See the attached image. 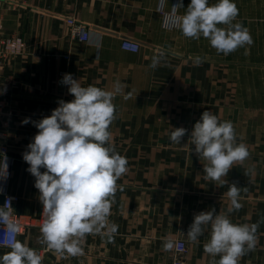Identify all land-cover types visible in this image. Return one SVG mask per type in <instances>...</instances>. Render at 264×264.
<instances>
[{
  "label": "crops",
  "instance_id": "obj_1",
  "mask_svg": "<svg viewBox=\"0 0 264 264\" xmlns=\"http://www.w3.org/2000/svg\"><path fill=\"white\" fill-rule=\"evenodd\" d=\"M158 2L0 0V27L6 35H18L24 41L23 52L0 69V146L12 158L8 192L17 197L12 211L22 220L43 208L22 153L38 132L32 121L50 116L59 100L74 99L60 83L64 74H72L85 87L110 91L117 81L124 85L113 101L116 118L109 128L115 150L128 161V171L117 181L109 217L118 225L114 243L88 235L82 254L62 255L43 250L37 226H24L17 240L35 249L42 264H213L219 256L213 258L204 251L210 226L198 242H190L185 235L196 213L215 209L237 224L264 221V121L258 126L249 108L236 101L239 67L256 63L238 57L237 52L218 54L203 37L190 39L179 30L164 29ZM177 2L168 0L164 10ZM190 2L183 0L181 14ZM253 16L241 11L237 21L247 27ZM68 17L84 26L85 41L71 33L65 22ZM259 22V64L264 73V0H260ZM124 39L137 42L139 50L122 49ZM154 56L161 61L152 68ZM195 56L204 62L195 66ZM129 93L131 97L124 99ZM204 111L220 121H231L237 142L244 143L250 153L223 178L242 189L238 211H228V184L206 180V161L191 152L190 132ZM25 118H30L28 124L21 123ZM178 127L189 132L182 145L169 139ZM165 238L173 241L170 250L163 247ZM257 238L255 249L239 264H264V222L259 224ZM177 239L186 243L181 254L174 250ZM10 250L0 247V256Z\"/></svg>",
  "mask_w": 264,
  "mask_h": 264
},
{
  "label": "clouds",
  "instance_id": "obj_2",
  "mask_svg": "<svg viewBox=\"0 0 264 264\" xmlns=\"http://www.w3.org/2000/svg\"><path fill=\"white\" fill-rule=\"evenodd\" d=\"M168 0H159L157 11H163ZM183 0L165 13L163 27L179 30L190 39H207L218 54L229 55L253 41L249 30L237 21L239 9L234 0H191L184 10ZM220 25H223L221 27ZM154 56L150 67L160 64ZM204 62L201 56L193 64ZM61 84L68 87L74 97L71 101H58L50 116L32 121L38 132L22 153L29 165L27 171L35 178L45 219L41 225V243L49 250L76 256L82 254V244L88 235H99L108 242L115 240L118 225L109 220L117 181L128 171L126 157L119 154L113 144L109 128L116 118V95L124 85L115 82L112 90L97 86H82L72 74H64ZM131 93L124 96L129 99ZM30 118L21 123L28 124ZM189 134L184 127L174 128L169 139L182 145ZM195 155L203 165L205 179L228 184L226 177L234 164H243L250 155L244 143L237 142L231 121H220L216 115L204 111L190 132ZM41 168L45 171L41 172ZM7 157L0 162V180L8 178ZM241 188L228 184L229 212L238 211ZM246 190V189H245ZM2 191V189H0ZM11 207L6 202L0 207V225L8 233H18L19 225L11 220ZM233 223L227 214L215 209L196 213L185 234L190 242H198L210 226L209 239L204 251L211 257L219 256L213 264H239L240 259L253 251L257 243L259 224ZM4 234V233H3ZM10 251L0 256V264H42V256L19 240H14ZM163 247L170 250L173 241L165 238Z\"/></svg>",
  "mask_w": 264,
  "mask_h": 264
},
{
  "label": "rangeland",
  "instance_id": "obj_3",
  "mask_svg": "<svg viewBox=\"0 0 264 264\" xmlns=\"http://www.w3.org/2000/svg\"><path fill=\"white\" fill-rule=\"evenodd\" d=\"M234 2L239 9V13L241 11L245 12L246 10L254 15L253 18L249 20L246 27L249 30L253 43L250 46L246 45L245 47L239 48L235 52H237L238 57H242L243 59L256 63L250 66L239 67L236 101L240 107L242 106L249 108L248 112L251 113L253 117H256V123L259 126V124L264 121V79L262 78L264 73L261 71V66L259 64L261 58V35L259 22L260 0H248L243 2L241 0H234ZM5 36L16 37L18 35H6V33L0 27L1 39H3ZM21 53L14 55L11 58L18 56ZM9 59H5V61L2 60L3 62L0 65V69Z\"/></svg>",
  "mask_w": 264,
  "mask_h": 264
},
{
  "label": "built area",
  "instance_id": "obj_4",
  "mask_svg": "<svg viewBox=\"0 0 264 264\" xmlns=\"http://www.w3.org/2000/svg\"><path fill=\"white\" fill-rule=\"evenodd\" d=\"M157 12L161 17V23L163 26L164 15L168 11L163 10V11H157ZM65 22L68 25L71 33L75 35L78 40L85 41L87 39L88 36L84 32L85 30L84 26L78 23L73 17L66 18ZM120 46L122 49L129 50L132 52H137L139 50V44L137 42L127 40V39L122 40ZM22 49H23V41L21 37L19 36L6 37L5 36L3 37V39H1L0 37V65L2 64L3 61H5V59L7 60L11 58L12 56L21 53ZM0 113H2V103H0ZM3 156L7 157L9 175L6 180H0V189H2V191H0V194H3L5 197L4 202L1 205V207L5 206L6 202L9 204V206L11 207V217L10 218L14 223L19 225V229H20L18 233L12 234V233L7 232L6 226L0 225V247H8L10 243H12L14 240H17V236L18 234L22 232L24 226L35 225L40 229L45 219V216L43 214V208L41 209L38 215L27 218L25 220H22L19 215H17L16 213L12 211V203L13 201L16 200L17 197L8 192L9 181H10L11 170H12V158L8 154L7 149L4 145L0 146V162L3 161ZM43 250L47 251L49 249H47V247L43 245ZM174 250L176 254H181L185 252L186 250L185 241L181 239L175 240Z\"/></svg>",
  "mask_w": 264,
  "mask_h": 264
},
{
  "label": "water",
  "instance_id": "obj_5",
  "mask_svg": "<svg viewBox=\"0 0 264 264\" xmlns=\"http://www.w3.org/2000/svg\"><path fill=\"white\" fill-rule=\"evenodd\" d=\"M4 198H5L4 195L3 194H0V205L3 204Z\"/></svg>",
  "mask_w": 264,
  "mask_h": 264
}]
</instances>
